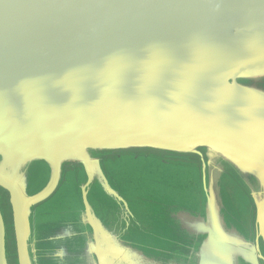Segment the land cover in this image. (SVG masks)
I'll use <instances>...</instances> for the list:
<instances>
[{"label": "water", "instance_id": "1", "mask_svg": "<svg viewBox=\"0 0 264 264\" xmlns=\"http://www.w3.org/2000/svg\"><path fill=\"white\" fill-rule=\"evenodd\" d=\"M262 81L264 0H0V264H264Z\"/></svg>", "mask_w": 264, "mask_h": 264}, {"label": "rangeland", "instance_id": "2", "mask_svg": "<svg viewBox=\"0 0 264 264\" xmlns=\"http://www.w3.org/2000/svg\"><path fill=\"white\" fill-rule=\"evenodd\" d=\"M261 85L264 86V81H262ZM179 162H180L179 165L177 167H173V170H177V172L180 171L181 173H191L193 178H196V168L194 166L187 165L188 161L185 159L180 160ZM215 165L219 166V163H217ZM151 173L155 174L157 177L160 176L159 171H154ZM40 176H41V172L38 169L35 173H32V175L30 177V181H31L30 193L31 194L37 192L40 188H42L44 186V184L46 182L45 173L41 178H40ZM232 189L233 188H229L228 192L231 193ZM217 193L219 194L220 198H221V196L224 197V195L221 194L220 191ZM0 195H2V197H3L2 204H3L4 219L7 222V224H9L10 213H9L8 198L1 191H0ZM172 195H174V193H172ZM128 198L130 199V202L133 205L134 195H131ZM80 210H81V208L79 206V201H78L77 197L75 196L74 182L72 181L66 185H63L62 189L53 197V199H51L45 205L41 206V208H39L37 212H40V211H44L46 213H48V212L54 213L55 212L56 215H60V214H62V212H66L68 218H74V217H76V214H75L76 211H80ZM73 212H75V213H73ZM143 223L147 224L148 221L143 220ZM159 225H160V223L156 222L155 224L150 225L148 227H151L153 229V231H156L158 233H164V231L162 229L158 228ZM9 250H10L9 263L15 264L14 263V249H13V247L11 246V249H9Z\"/></svg>", "mask_w": 264, "mask_h": 264}]
</instances>
